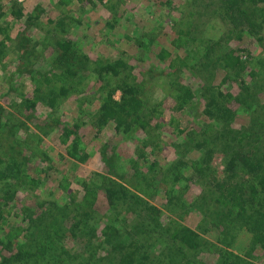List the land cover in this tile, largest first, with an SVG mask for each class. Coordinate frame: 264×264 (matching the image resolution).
I'll use <instances>...</instances> for the list:
<instances>
[{"label": "rangeland", "instance_id": "rangeland-1", "mask_svg": "<svg viewBox=\"0 0 264 264\" xmlns=\"http://www.w3.org/2000/svg\"><path fill=\"white\" fill-rule=\"evenodd\" d=\"M208 2L0 0L4 11L8 12L5 23L12 38L8 51L0 59V124L7 119L10 123L7 129L1 127L0 133H5L4 146L13 139L24 151L30 173L33 172L27 171L29 175L24 180L31 177L40 180L33 187L19 183L15 198L10 202V212L0 221V264H59L60 255L65 253L76 256L70 264H111L112 254L103 243L99 244L101 229L110 220L125 228L124 234L128 235L131 232L135 235L138 231L135 227L142 224L145 235L150 232L147 241L153 255H159L162 247L167 251L171 247L168 253L180 257L182 264H223L225 258L232 264H264V229L259 231L262 238L257 242L252 244L250 234L234 246V241L238 240L232 235L233 231L227 230L225 238V230L218 224L223 215L211 212L207 217L195 206L205 194L204 183L198 182L201 173L195 169L196 163L211 155L213 158L202 174H223L225 169L224 155L214 152L216 150L208 151L216 143L212 136L215 138V133L222 128L227 137L233 136L235 129L248 127L252 121L256 134L264 132V63L255 65L254 74L245 73V82L251 87L249 94L243 91L240 78L233 85L223 83L228 75H224L217 61L209 62L203 56L204 47L211 41L237 46L238 40H231L225 23L216 18V4ZM20 10L22 14L17 16ZM200 12L203 16L200 31L196 33L198 42L192 48L190 36L180 33L178 24L186 23ZM58 21L60 27L54 23ZM52 27H57L54 32ZM60 37L74 40L83 53L73 75L67 73L66 64L56 60L55 41ZM161 47L179 56L174 66L169 65L168 59L160 60ZM261 49L258 44L254 45L255 51ZM188 50L192 52L186 58L187 65H182L179 61ZM198 51L202 58L192 56ZM209 52L217 55L215 48ZM118 58L129 61L130 73L144 88L145 110L161 105L147 118L146 128L135 127L128 133L116 131L113 122L99 130L90 112L98 107L97 91L103 85L94 68L96 63ZM47 73L52 81L49 86L57 88L65 84L71 92L63 96L62 106L57 110L43 101L25 108L24 97L41 95L45 85L42 79ZM176 83L193 91L195 106L191 112L178 110L169 97ZM221 87L239 96L230 99L228 107L234 108V113L226 120L213 118L205 111L207 95L216 94ZM120 95L118 89L115 96L120 98ZM74 123L80 125L77 132L88 152L85 161L68 156L61 141L65 129H74ZM192 129L206 133L209 139L206 148L197 144L200 138L190 134ZM251 136L249 141L253 142L254 132ZM31 145L38 147L32 150ZM102 146L106 148L105 155L100 152ZM174 159L189 163L185 167L188 179L173 186L180 193L170 200L163 194V188L148 194L141 177L146 167L151 162L161 165ZM108 161L115 163L118 173L110 171ZM111 179L132 192L128 205L120 203L115 207L108 203L105 187ZM87 183L93 186L95 193L91 200ZM3 187L8 189L10 185L0 184V201ZM51 201L53 203H49ZM254 213L259 222L258 211H250ZM233 219L234 216L231 221ZM178 222L200 234L198 248L181 249L177 245L176 249V245L171 244L168 231ZM247 224L253 223L239 226L245 228ZM58 226L64 227L63 236L51 237ZM166 260L161 257L155 264Z\"/></svg>", "mask_w": 264, "mask_h": 264}, {"label": "trees", "instance_id": "trees-1", "mask_svg": "<svg viewBox=\"0 0 264 264\" xmlns=\"http://www.w3.org/2000/svg\"><path fill=\"white\" fill-rule=\"evenodd\" d=\"M208 3L216 4L217 9L215 12L218 13L216 18L221 19L220 21L225 23L224 28L228 29L229 37L231 40H238V45L214 44L211 41V43L205 45L203 56L209 62L215 63L217 61V65L224 71V75H228L227 79H223V83L233 85V82L240 78L242 79L243 91L249 94L251 87L249 83L245 82L246 74L247 72L251 73V71L254 74L255 65L264 63V0H209ZM7 13L0 3V59L8 51V43L12 39L8 31L9 26L5 23ZM18 14L17 16L22 14L21 10ZM202 16L203 14L200 12L186 23L178 24L179 32L190 36L189 46L192 48L198 42L199 36L196 33L200 31L199 26H201ZM198 19H200L199 23L197 22ZM54 23L60 27V21ZM110 25L112 26L111 23ZM56 28L52 27V31L54 32ZM248 38L249 40L247 41ZM256 44L261 46L262 49L255 51L254 45ZM143 46L148 45L144 44ZM214 48L217 52L215 56L209 52L210 49L213 50ZM54 49L57 56H55L56 60L66 64L67 73L75 74L76 70L74 68L80 62V59H83V53L77 49L74 40L67 37L57 38ZM188 51L185 58L179 61L180 64L187 65L186 58L190 57L192 50ZM192 56L198 58L201 57V53L198 51L193 53ZM159 58L160 60L168 59L169 65L172 67L179 56H173L171 51L161 47ZM131 67L129 61L123 58L104 59L96 63L94 68L97 69L103 85L97 91V96H99L97 97L98 107L94 111L90 110V112L94 116V122L99 130L111 122L115 124L116 131L123 133H128L135 127L146 128L149 115L157 112L158 108L161 107L159 105L156 106L157 109L145 110L147 100L143 97L144 88L137 81V77L130 73ZM42 80L45 85L41 95L38 94L35 98L24 97L25 108L30 109L35 106L37 101H43L46 105L52 107L53 110L59 109L62 106L63 96L71 92L70 88L65 84L57 88L53 85L49 86L52 81L48 73ZM118 89L121 90L120 98L115 96ZM231 91V89L221 87L216 94L211 95L209 93L205 111L213 118L217 117L221 120L229 118L234 113V108L228 107L229 101L239 97H235ZM169 95L178 110L191 112L195 106L192 103L195 97L193 91L182 83H176L175 89ZM245 96L248 97V95ZM7 120L4 124H0V128L4 127L7 129L10 127V123ZM254 124V121H252L248 127L242 126L239 129H235L233 136L227 137V133L223 128L215 133V138L212 136V140L216 141V143L213 145L214 148L208 151L216 150L214 152H220V154L224 155L225 169L223 174L215 172L210 173V175L202 174L209 166L206 164L213 158L211 155L206 156V158L202 157L195 167L198 173H201L198 182L201 181L205 185V194L202 196L200 203H196L195 206L199 211L204 212L207 217L212 214L211 212H218L223 215L220 217V223L217 222L223 226L225 238L227 230L231 229L233 231L232 235L238 240L234 241V246L239 241L247 238L248 235L250 236V234L252 244L264 236H259V231L264 229V132L261 135L256 134L254 128H252ZM73 125L74 129L69 127L65 129L61 141L65 144L68 156L85 161L88 158V152L82 146L83 141H81V137L77 132L80 125L79 123H74ZM179 132H182V128H179ZM189 132L190 134H197L198 138H200L197 144L206 148L205 143L209 144L206 133H202V131L195 132L194 129L189 130ZM253 132L255 137L253 142H250L249 139L252 138ZM4 136L5 133L1 131L0 184L5 183L10 185V187L8 189L3 187L2 189L4 193L0 201V221L5 219L6 212H10V202L15 198L19 183L21 186L29 185L33 187V184L37 185V181L40 182L39 179H33V177L29 180H24L30 173L27 157H25L24 151L19 148L21 147L19 142L18 144L14 143L13 139L4 146L2 141ZM14 138L19 140L16 135ZM222 143L223 145H220ZM34 147L38 146H32V150H35ZM100 152L105 155L106 148L102 146ZM108 164L112 173L117 172L118 169L115 163L108 161ZM188 164L183 159H174L161 165L151 162V165H148L141 175L142 182H146L145 186L148 188V194L152 195L159 188H163L165 190L163 194L167 200L175 199L180 191L179 189L176 190V187L174 189L173 186L181 184V181L188 179V175L185 173V167ZM31 173L33 174V172ZM204 177H206L205 180L202 179ZM12 181L14 183H9ZM86 190L88 195H90L89 200L93 199L95 197L93 186L87 183ZM131 194L132 192L128 188L112 179L107 182L105 187L108 203L115 207L120 203L128 205ZM251 210L258 211L260 215L259 222V218H255V213L250 214ZM49 212L51 214V211ZM232 216H234V219L231 221ZM249 222L253 224H247L245 228L244 225L239 226L241 223ZM173 225L168 231L170 232L168 240L171 244L174 243L176 245V249L177 245L181 249L198 248L200 234L194 228L180 222L173 223ZM142 226L140 224V227H135L138 229L135 235L132 232L128 235L124 234L127 231L125 228L122 229L112 220L105 223L99 235V244L103 243V247L112 254L111 260L113 263L111 264H155L160 261L161 257L167 259L166 261H161L162 264H182L179 261L180 257L176 254L168 253L171 247L167 251V248L162 247V245L160 252L157 250L159 255H153L152 247L147 241L150 232L148 231V234L145 235V231L141 230ZM46 229L49 228L45 227ZM64 231L63 226H58L55 233L51 234V237L54 235L61 236ZM241 236L243 239H241ZM249 242L247 246H249ZM180 253L183 254L182 251ZM226 253L231 255L229 252ZM75 258V255L69 253L67 255L65 253V255H60L61 261L59 264H70L69 261H75ZM237 258L239 259V257ZM230 261V259L225 258L223 264H232Z\"/></svg>", "mask_w": 264, "mask_h": 264}]
</instances>
